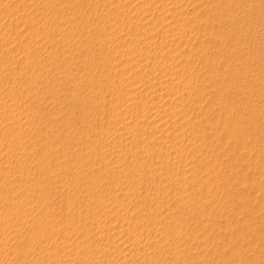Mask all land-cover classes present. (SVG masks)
Instances as JSON below:
<instances>
[{
	"label": "rangeland",
	"instance_id": "374dc122",
	"mask_svg": "<svg viewBox=\"0 0 264 264\" xmlns=\"http://www.w3.org/2000/svg\"><path fill=\"white\" fill-rule=\"evenodd\" d=\"M0 264H264V0H0Z\"/></svg>",
	"mask_w": 264,
	"mask_h": 264
},
{
	"label": "bare ground",
	"instance_id": "6f19581e",
	"mask_svg": "<svg viewBox=\"0 0 264 264\" xmlns=\"http://www.w3.org/2000/svg\"><path fill=\"white\" fill-rule=\"evenodd\" d=\"M165 90V89H164ZM165 123H167V122H165ZM168 124V123H167ZM160 126H162V125H160ZM163 127H164V125H163ZM125 242V241H124Z\"/></svg>",
	"mask_w": 264,
	"mask_h": 264
}]
</instances>
